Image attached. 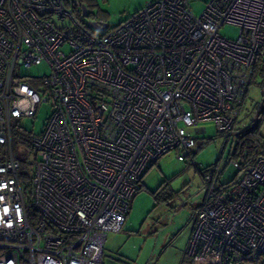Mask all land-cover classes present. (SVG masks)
I'll use <instances>...</instances> for the list:
<instances>
[{
	"label": "built area",
	"instance_id": "1",
	"mask_svg": "<svg viewBox=\"0 0 264 264\" xmlns=\"http://www.w3.org/2000/svg\"><path fill=\"white\" fill-rule=\"evenodd\" d=\"M192 1L147 0L96 33L81 0H0V264H102L149 165L171 151L194 162L202 122L231 132L264 62V0H207L200 15ZM41 63L48 76L20 72ZM45 103L32 151L16 153L15 120ZM231 164L230 185L203 177L186 253L264 264V156Z\"/></svg>",
	"mask_w": 264,
	"mask_h": 264
},
{
	"label": "rangeland",
	"instance_id": "2",
	"mask_svg": "<svg viewBox=\"0 0 264 264\" xmlns=\"http://www.w3.org/2000/svg\"><path fill=\"white\" fill-rule=\"evenodd\" d=\"M88 11L107 24L101 33L119 24L138 11L147 0H81ZM207 0H193L190 7L200 15ZM88 21V18H85ZM220 35L235 39L238 27L224 24ZM23 75L48 76L45 63L20 70ZM50 114V107L44 104L35 117H22L18 126L40 134ZM246 126L257 129L264 142V78L255 76V82L248 88L247 98L239 112L234 129L228 134L219 133L213 121L199 124L205 132L195 133L196 145L193 161H180L171 151L153 164L142 179L143 187L132 199L126 222L114 234L122 246L123 255L129 264H207V260L187 255L186 248L192 233L194 209L205 198L203 176L214 170L220 172L218 183L225 184L235 178L236 169L231 164L229 151L236 141V133ZM17 153L19 145H13ZM19 147V148H18ZM31 156L21 161V169L32 170ZM128 261V262H129Z\"/></svg>",
	"mask_w": 264,
	"mask_h": 264
},
{
	"label": "trees",
	"instance_id": "3",
	"mask_svg": "<svg viewBox=\"0 0 264 264\" xmlns=\"http://www.w3.org/2000/svg\"><path fill=\"white\" fill-rule=\"evenodd\" d=\"M91 16L95 17L93 14H91ZM256 75L262 76V78H264V62L258 61L255 64L254 71H253V74H252V79L250 81L249 86L255 82V76ZM249 86H248V88H249ZM248 88H247L246 95H245L246 98H247ZM233 129H234V127H233ZM229 133H226L225 135H228ZM260 137H261V135L258 133L257 129H255V127L250 128V127L246 126L244 129L239 130L236 133L235 144L233 145V147L229 151L230 160L233 159L237 163H239L241 165H245V164H250L251 162L256 160L258 157L264 156V142L261 141ZM12 144L16 145V146L17 145L24 146L25 149H27L29 152H31L32 149H31V145H30V133H29V130H25L22 127L18 126V124H14V126L12 128ZM13 148H14V146H13ZM2 150L3 149L0 146V153H1ZM158 160L153 161L149 165L147 170L153 164H155ZM192 163H194V162H192ZM147 170H146V172H147ZM146 172L144 173L143 177L145 176ZM22 174L26 175V171L23 172ZM219 174H220V172H219ZM237 175H238V173L235 174V178L233 180H230L229 182H227V183H225L223 185L232 184L233 181H235ZM142 187H143V182L141 180L140 189L136 193H138L142 189ZM135 194H134V196H135ZM131 202H132V200H131ZM130 205H131V203H130ZM129 210H130V208H129ZM129 210H128V212H129Z\"/></svg>",
	"mask_w": 264,
	"mask_h": 264
},
{
	"label": "crops",
	"instance_id": "4",
	"mask_svg": "<svg viewBox=\"0 0 264 264\" xmlns=\"http://www.w3.org/2000/svg\"><path fill=\"white\" fill-rule=\"evenodd\" d=\"M125 222H124V225H125ZM117 233H110L109 235L107 234L106 236L103 249H102V264H129L131 263V261H129V259L126 258L122 253V246L119 245L121 241H119L117 237L114 235Z\"/></svg>",
	"mask_w": 264,
	"mask_h": 264
},
{
	"label": "water",
	"instance_id": "5",
	"mask_svg": "<svg viewBox=\"0 0 264 264\" xmlns=\"http://www.w3.org/2000/svg\"><path fill=\"white\" fill-rule=\"evenodd\" d=\"M82 11H83V16L85 18H87L88 17V9H87L85 4L82 6ZM87 22L93 29H96V30H101L102 31V30L106 29V27H107V24L104 23V22H97V21H93V20H88ZM199 129H201V131L203 132V128L202 127L199 128Z\"/></svg>",
	"mask_w": 264,
	"mask_h": 264
},
{
	"label": "flooded vegetation",
	"instance_id": "6",
	"mask_svg": "<svg viewBox=\"0 0 264 264\" xmlns=\"http://www.w3.org/2000/svg\"><path fill=\"white\" fill-rule=\"evenodd\" d=\"M87 18H88V20H93V21H97V22L101 21L98 18L91 16V13L89 11H88V17Z\"/></svg>",
	"mask_w": 264,
	"mask_h": 264
}]
</instances>
